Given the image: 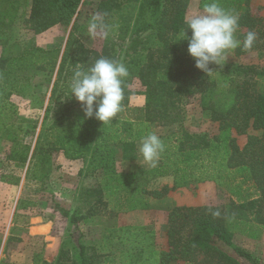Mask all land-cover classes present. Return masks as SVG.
<instances>
[{
    "label": "trees",
    "instance_id": "obj_1",
    "mask_svg": "<svg viewBox=\"0 0 264 264\" xmlns=\"http://www.w3.org/2000/svg\"><path fill=\"white\" fill-rule=\"evenodd\" d=\"M2 0L5 14L13 22L21 15L22 2ZM23 19L25 28L40 34L55 25H68L82 0H29ZM190 0H98L96 12L108 34L101 51L86 48L73 32L63 50L34 46L14 53L3 47L0 53V131L8 132L14 149L8 158L19 164L27 161L32 169L41 167L42 179L49 177L50 155L61 151L69 160H82L86 173L100 171L118 181L121 190L109 201L114 213L146 207V198L161 199L190 182L212 181L228 185L237 177L248 182L256 193L251 199L229 200L221 205H174L167 215V249H156L150 229L124 225L105 226L98 241L84 242L81 235L74 244L75 256L60 247L52 261L36 264H258L253 253L233 241L239 228L248 222L264 225V67L225 61L209 65L206 75L195 67L187 53L185 12ZM208 0H199L203 10ZM225 10L239 17L237 39L249 31L257 34L250 49L233 50L239 56L250 50H264V19L251 0H218ZM10 24V23H9ZM188 36L190 30H186ZM108 58L123 63L129 72L124 78L122 105L134 94L144 96L143 119L115 118L104 124L84 118L81 104L70 96L76 70H87L95 60ZM46 77L50 103L45 109L42 130L32 143L20 144V127L10 129L8 120L16 114L10 102L14 94L27 95L38 74ZM53 78V80H52ZM138 82L143 89H134ZM28 89V90H27ZM198 95L199 107L218 133L190 131L186 125V103ZM30 128L36 121L28 119ZM248 134L240 146L236 135ZM31 133L32 130H25ZM148 132L156 133L165 145L157 162L159 175H171L172 185L149 187L150 174L119 173L115 148L121 159L137 158L136 142ZM28 170V169H27ZM32 171V178H36ZM27 174V171H26ZM78 203V205H77ZM54 209L73 225L83 223L101 209L108 208L100 185L82 187L72 211L54 201ZM86 209L83 213L82 210ZM114 212V213H113ZM0 264H12L6 260Z\"/></svg>",
    "mask_w": 264,
    "mask_h": 264
},
{
    "label": "rangeland",
    "instance_id": "obj_2",
    "mask_svg": "<svg viewBox=\"0 0 264 264\" xmlns=\"http://www.w3.org/2000/svg\"><path fill=\"white\" fill-rule=\"evenodd\" d=\"M97 2L98 0H82L68 25H59L44 34H34L25 28L23 23L28 14L30 1L21 3V15L10 22L5 14L6 8L0 0V53L5 46L11 50L39 46L46 49L60 48L62 51L71 32L86 48L101 51L104 31L100 28L91 31L89 27L94 18H101L95 10ZM227 55L226 61L264 67V50L254 49L236 57L231 51ZM45 77L44 74H38L30 89H27V95L14 94L10 98L17 112L12 114L7 122L10 129H13L12 126L20 127L21 132L17 136V142L20 144L31 142L33 146L42 130L43 116L50 103L52 86V82L48 86L43 85ZM133 88L143 89L138 82H135ZM187 101L185 107L187 128L190 131L218 133V124L212 122L199 107L198 95L189 97ZM143 105L144 96L134 94L126 105H122L116 117L142 120ZM81 116L85 118L84 112ZM28 119L36 121L34 129L30 128ZM25 130H32L33 135L26 133ZM258 133L259 131L249 129L247 134L236 135L233 131L231 134L236 136L237 143L242 146L248 134ZM11 136L8 132L0 131V261L6 260L12 264H36L39 260L50 262L60 247L75 256L74 244L79 234L84 242L98 241L105 226L110 225L120 214L113 212L115 215L112 217L110 207L114 202L112 199L109 201L111 197L114 198L113 194L122 188L117 184L118 181L103 176L100 171L86 173L82 160L71 161L65 158L61 151H55L50 155V174L49 177L42 179L44 169L41 167L32 169V165L29 164L30 153L23 164L8 158L14 149V142L9 139ZM120 154V148L116 147L115 160ZM32 171L36 178L31 177ZM144 172L150 174L149 187L162 185V182L156 179L159 175L157 165L154 169ZM159 176H168L171 181L173 180L171 175ZM93 185L102 187L104 199L108 202V208L101 209L97 215L90 216L83 223L73 225L54 209L53 203L58 201L72 211L76 205L78 189ZM255 194L250 183L243 182L237 177L228 185L221 187L212 181L190 182L184 187L174 189L171 197L174 205L217 206L229 200L245 201L253 198ZM82 212L85 213L86 209ZM233 241L253 253L258 264H264V225L251 222L243 224L233 236ZM242 262L250 264L244 260Z\"/></svg>",
    "mask_w": 264,
    "mask_h": 264
},
{
    "label": "clouds",
    "instance_id": "obj_3",
    "mask_svg": "<svg viewBox=\"0 0 264 264\" xmlns=\"http://www.w3.org/2000/svg\"><path fill=\"white\" fill-rule=\"evenodd\" d=\"M239 17L220 6L218 0H208L202 12L186 19L183 39L187 40V53L195 61V67L206 75L214 73L209 65H224L228 53L238 47L250 49L257 39L249 31L243 41L237 39ZM90 30L103 27L99 18L90 22ZM190 30L191 35L186 34ZM107 32L104 35L107 36ZM129 75L127 67L108 58H99L85 71L76 70L70 84V96L81 104L85 118H95L102 125L112 123L121 111L123 80ZM165 145L154 132L141 138L139 153L143 161L155 167Z\"/></svg>",
    "mask_w": 264,
    "mask_h": 264
},
{
    "label": "crops",
    "instance_id": "obj_4",
    "mask_svg": "<svg viewBox=\"0 0 264 264\" xmlns=\"http://www.w3.org/2000/svg\"><path fill=\"white\" fill-rule=\"evenodd\" d=\"M198 6H199V0H190L187 6L186 12H185V18L187 19L191 17L192 15L202 12V9H199ZM251 6L255 9L258 8L260 15L264 17V0H251ZM57 26L59 25H55L40 34H44ZM31 46H34V45H31ZM12 51L14 53H19V52H22L23 50H19V49L14 50V48H12ZM140 142H141V139L136 142L137 158L135 160L124 161L121 159V154L118 156V159H116L117 172L124 173V174H127V173L140 174L144 171H149L156 167V166L151 167L143 161L138 151ZM71 161H75V160H71ZM121 167H123V169H121ZM156 179L158 182H162L161 183L162 185L164 184H168L169 186L172 185V181L169 179L168 176L158 175ZM173 192L174 190H172L167 197H164L161 199H156L152 197L146 198L145 208H136V209L129 210L126 212H119L120 214H118L115 217L114 221L112 220L110 224L116 227L124 226V225H132V226H138V227L150 229L154 235L155 248L156 249H167L168 248L167 236H166L167 215L169 211L171 210V208L174 206L173 197H171V194ZM68 202L72 203V201H68ZM150 226L151 228H148ZM176 262L185 264L182 261H176Z\"/></svg>",
    "mask_w": 264,
    "mask_h": 264
}]
</instances>
